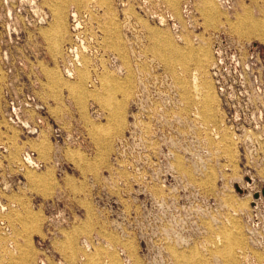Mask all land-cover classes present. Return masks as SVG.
Masks as SVG:
<instances>
[{"label": "rangeland", "instance_id": "obj_1", "mask_svg": "<svg viewBox=\"0 0 264 264\" xmlns=\"http://www.w3.org/2000/svg\"><path fill=\"white\" fill-rule=\"evenodd\" d=\"M262 189L264 0H0V264H264Z\"/></svg>", "mask_w": 264, "mask_h": 264}, {"label": "water", "instance_id": "obj_2", "mask_svg": "<svg viewBox=\"0 0 264 264\" xmlns=\"http://www.w3.org/2000/svg\"><path fill=\"white\" fill-rule=\"evenodd\" d=\"M261 195L264 197V189H262ZM255 197L259 198L260 197V193L259 192L255 193Z\"/></svg>", "mask_w": 264, "mask_h": 264}, {"label": "bare ground", "instance_id": "obj_3", "mask_svg": "<svg viewBox=\"0 0 264 264\" xmlns=\"http://www.w3.org/2000/svg\"><path fill=\"white\" fill-rule=\"evenodd\" d=\"M109 105V104H108Z\"/></svg>", "mask_w": 264, "mask_h": 264}, {"label": "built area", "instance_id": "obj_4", "mask_svg": "<svg viewBox=\"0 0 264 264\" xmlns=\"http://www.w3.org/2000/svg\"><path fill=\"white\" fill-rule=\"evenodd\" d=\"M17 44V43H16Z\"/></svg>", "mask_w": 264, "mask_h": 264}]
</instances>
